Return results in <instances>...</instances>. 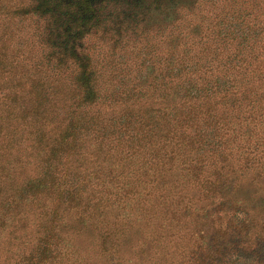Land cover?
Returning a JSON list of instances; mask_svg holds the SVG:
<instances>
[{
  "label": "trees",
  "instance_id": "trees-1",
  "mask_svg": "<svg viewBox=\"0 0 264 264\" xmlns=\"http://www.w3.org/2000/svg\"><path fill=\"white\" fill-rule=\"evenodd\" d=\"M0 264H264V0H0Z\"/></svg>",
  "mask_w": 264,
  "mask_h": 264
}]
</instances>
